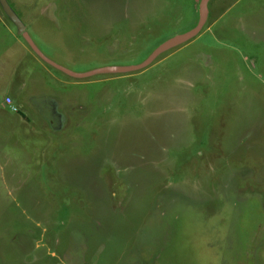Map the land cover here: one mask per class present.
I'll list each match as a JSON object with an SVG mask.
<instances>
[{
  "label": "rangeland",
  "instance_id": "1",
  "mask_svg": "<svg viewBox=\"0 0 264 264\" xmlns=\"http://www.w3.org/2000/svg\"><path fill=\"white\" fill-rule=\"evenodd\" d=\"M0 264H264V0L0 6Z\"/></svg>",
  "mask_w": 264,
  "mask_h": 264
},
{
  "label": "water",
  "instance_id": "2",
  "mask_svg": "<svg viewBox=\"0 0 264 264\" xmlns=\"http://www.w3.org/2000/svg\"><path fill=\"white\" fill-rule=\"evenodd\" d=\"M207 1L208 0H199L198 1V17L196 23L190 27L189 29L176 33L172 36L167 37L160 43H158L149 53L148 55L143 58L142 60L131 63V64H109V65H102L98 67H94L91 69L83 70V71H73L69 68L51 60L48 58L41 50L35 45L29 34L25 29V24L21 21V19L17 16V14L13 11L10 7L7 0H0V6L5 14L9 17V19L13 22L16 27V31L22 35V37L26 40L32 50L45 62L55 66L56 68L62 70L68 75L75 76V77H83L93 73L98 72H126L135 70L138 68H142L149 64L155 56H157L160 52L165 49H168L172 46H175L188 38L192 37L202 26L204 23L206 16H207Z\"/></svg>",
  "mask_w": 264,
  "mask_h": 264
},
{
  "label": "built area",
  "instance_id": "3",
  "mask_svg": "<svg viewBox=\"0 0 264 264\" xmlns=\"http://www.w3.org/2000/svg\"><path fill=\"white\" fill-rule=\"evenodd\" d=\"M5 101H6L7 103H9V99H8V98H6V99H5ZM11 108H13V109H14V108H15V106L11 105Z\"/></svg>",
  "mask_w": 264,
  "mask_h": 264
}]
</instances>
